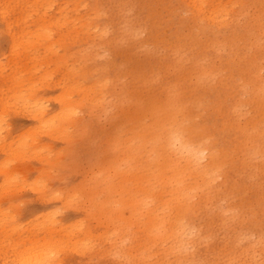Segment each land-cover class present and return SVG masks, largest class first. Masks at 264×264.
Returning <instances> with one entry per match:
<instances>
[{"label":"rangeland","instance_id":"1","mask_svg":"<svg viewBox=\"0 0 264 264\" xmlns=\"http://www.w3.org/2000/svg\"><path fill=\"white\" fill-rule=\"evenodd\" d=\"M192 3L0 0V264L50 236L52 264H264V0ZM185 108L223 164L181 247L144 251L209 162L176 141V177L156 148Z\"/></svg>","mask_w":264,"mask_h":264},{"label":"bare ground","instance_id":"2","mask_svg":"<svg viewBox=\"0 0 264 264\" xmlns=\"http://www.w3.org/2000/svg\"><path fill=\"white\" fill-rule=\"evenodd\" d=\"M192 7L196 11H199V12L202 9L201 4L198 5L196 3V0H195V3H192ZM218 9H219L220 13H223V12L227 11L225 7H221V8H218ZM218 9L217 8H212L210 10V12L205 16L206 19L215 20L220 15V14H218ZM152 21H155V20H152ZM220 21H216V22L220 23ZM198 37H200V36H198ZM160 40H161V38H160ZM252 40H253V38H252ZM157 41H158V39H157ZM226 47H228V46H226ZM205 50H207V49H205ZM176 53H175V55H177ZM235 57H233V58H235ZM230 59H231V57H230ZM178 60H180V57H179ZM208 69H210V68H208ZM260 69H262V67H260ZM206 75H207L206 70H202V71L199 72V76L201 78H204ZM258 78H260V77H258ZM262 83H264V81ZM246 84H247V82H246ZM260 86L261 85L259 83L257 85V87H255L256 88V92L260 91V89L262 88ZM172 97H173V95H171V98ZM168 100H170V99H168ZM173 100H174V98L172 99V101ZM172 101H171V103L167 104V107L165 108V110H168V108L170 107L169 105H172ZM260 103L264 105V101L263 100ZM65 106H66V104H65ZM69 107H71V106H69ZM183 112H184V109H179V110H175V111L171 110L170 112L167 113L168 114V122H167V124L169 123L171 128L170 129H165V126L162 127L165 124H163L161 126L162 131L164 130V135L162 137L159 136L160 139L158 138L159 139L158 140V144H160V145H157L156 148L158 149V146H159L158 150H160V153L162 154L161 156L166 159L167 163L170 166L175 167L176 177L185 176L187 174V170L190 169V168H185V169L184 168H179L177 166L178 159H177L176 151L173 148V144L176 141L181 142L182 145H184V147L195 146L199 153H202L204 149H208L207 158L209 159V162H208V165H205L204 168L197 169L199 171L198 174H197L199 180H197L193 184L180 187L179 189H175L173 191V193L176 196V198H175L174 202L171 203L170 206L168 207V209L170 210L171 213L169 215L163 214L159 218H157L156 226L158 228L156 230H159L158 233L154 234L153 231H148L147 232L146 237H145L146 238V242H144V244L142 245L144 251H145V248H148L150 244L152 245V244L158 242L159 240H165V241L167 240V241H169V243H170L169 249L170 248L174 249L175 247H177V248L181 247V242H183L182 239H183V235H184V226H185L184 225V220L188 217V214H189V212L191 210V205L189 203L190 202L189 201L190 198L195 196L196 194H198L197 192H201V191H203V189H207L212 184V181L214 180V178L219 173L220 167L223 164L224 155H222V153L218 152V150H216L213 145L210 146V147L207 145V143H208L207 140L210 137L205 135V134L198 133L197 129H196V125H195V123L193 122V120L190 117L191 114L186 110V108H185V112H187V113H185L186 115H184ZM178 115H181L183 117V121L179 122L177 120V116ZM66 117H68V116H66ZM66 117H64V118H66ZM62 118H63V116H62ZM165 121L166 120H164V122ZM65 122H66V120H65ZM156 125H158V123ZM159 126H158V128H160ZM152 127H154V126H152ZM238 128L239 127H237V129ZM157 129H155V130H157ZM152 131H154V130H152ZM156 134H158V132ZM243 134H244V132H243ZM246 135H249V134H246ZM193 164H195V163L194 162L190 163V165H193ZM200 171H202V172L200 173ZM104 215H105L104 221L107 222L110 219V216H108L106 214V212H104V214L101 215V216H104ZM99 220L101 221V219H99ZM49 231H51V229ZM56 242L57 241H55V239H53L50 236V237H44V238H41V239H33V240L32 239L31 240L26 239V240H24L23 242H21L19 244L9 245V246H12L11 249L13 251L8 256V259L9 258L10 259L9 260L7 259L5 264H52V262H50V261L52 260V257H55V252L58 251L56 249H60V247H57L58 243H56ZM61 245H63V243ZM73 247L74 246H72V248ZM74 249H76V248L74 247ZM143 249H142V251H143Z\"/></svg>","mask_w":264,"mask_h":264}]
</instances>
